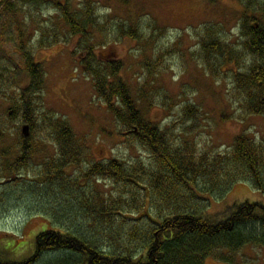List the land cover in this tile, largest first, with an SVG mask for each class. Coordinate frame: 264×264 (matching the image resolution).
Wrapping results in <instances>:
<instances>
[{"label": "rangeland", "instance_id": "rangeland-1", "mask_svg": "<svg viewBox=\"0 0 264 264\" xmlns=\"http://www.w3.org/2000/svg\"><path fill=\"white\" fill-rule=\"evenodd\" d=\"M86 1L71 3L75 10L82 11ZM91 1L95 2L98 22L107 25V39L95 37V52L101 60L121 61L119 76L139 100L145 117L167 131L174 153L188 155L189 147H193L197 158L204 156L210 164H217L234 153L233 145L239 135L245 134L264 145V117L245 111L235 92L231 71L235 64L217 67L219 70L214 73L202 49L206 25L215 26L221 40L242 49L244 11L250 17L256 15L264 26V0ZM6 2L0 3V65L14 68L15 73L8 77L13 76L11 80L15 81L8 85L0 80V238L13 240L15 246L23 245L21 249L29 242L33 249L31 240L36 233L54 227L76 230L103 243L109 227L99 225L89 214L83 203L86 197L82 195L91 196L89 191H94L119 196L123 192L121 183L102 178L87 181L82 176L78 181L80 187L67 191L58 181H46L48 163L59 156L60 150L46 120L40 121L42 114L49 111L47 115L55 114L67 121L83 146L82 163L65 170L70 181L96 161L117 159L126 166L142 162L154 169L155 160L142 145L121 134L123 129L96 96L93 80L82 68L84 54L77 51L79 35L63 39L68 27L54 7L47 3L36 10L34 4H20L21 12L2 17ZM126 24L138 28L144 37L134 40L122 35L119 25ZM52 28L58 30L60 43L39 47L43 29ZM21 34V43L29 45L35 60L43 65L45 87L35 97L40 124L33 133L39 143L30 164L14 169L24 137L23 111L12 109L13 101L19 95L18 88L28 79L19 47ZM188 105L195 108L189 109ZM22 162L19 165L25 166ZM213 176L208 173L198 180L202 190L198 204L208 207V217L219 219L236 204L264 203V191L258 190L253 181L240 179L229 183L224 172ZM211 186L215 189L210 194L207 191ZM116 221L118 226L120 218ZM116 230L109 229V235L116 236ZM121 241L119 237L118 241L113 240L117 245H122ZM14 251L11 257L16 258ZM57 257L59 253H48L43 259ZM206 264H264V248L247 246L233 262L209 258Z\"/></svg>", "mask_w": 264, "mask_h": 264}, {"label": "trees", "instance_id": "trees-1", "mask_svg": "<svg viewBox=\"0 0 264 264\" xmlns=\"http://www.w3.org/2000/svg\"><path fill=\"white\" fill-rule=\"evenodd\" d=\"M5 1L2 17L21 12L22 4H34L36 10L47 3L54 7L68 27V34H64L63 39L68 35L80 37L77 51L84 54L81 65L93 80L96 96L123 129L121 134L142 145L155 160L156 167L150 169L142 162L126 166L117 159L96 161L81 176L68 180L65 170L82 163L83 146L71 125L56 118L54 112L53 116L45 111L40 120L35 97L45 87V71L35 60L30 46L21 43V34L19 47L28 79L23 87L18 88L19 95L16 94L13 101L15 106L12 109L22 108L23 111L24 137L20 157L13 168L30 164L39 143L33 131L40 121L46 120L60 150L59 156L48 163L46 181H58L69 191L70 187H80L78 181L82 176L87 181L102 178L121 183L123 192L119 196L94 194V191H89L91 196L82 195L86 197L83 203L89 214H93L99 225L109 227L107 241L105 238L101 243L76 230L48 227L38 231L31 240L33 249H30L29 242L21 249L23 245L19 244L17 248L19 245L15 246L13 240L0 238V264H206L209 258L233 262L237 253L247 246L264 248V203L236 204L219 219L208 217V207L198 204L202 199L198 180L208 173L214 177L216 172H224L229 183L251 180L258 190L264 191V145L245 134L239 135L233 145L234 153L217 164H210L204 156L197 158L193 147H189L188 155L174 153L167 131L145 117L139 100L133 97L129 85L119 76L121 61L101 60L95 52L96 35L107 39L106 24L99 23L95 16V2L87 0L85 8L80 11L73 8L71 0ZM249 15L244 11L241 21L242 49L221 40L217 28L212 25L203 28L202 49L204 57L208 55L210 60L207 62L214 73L218 72L217 67L235 64V69H231L235 92L245 111L264 117V26L256 15ZM127 25H119L122 35L134 40L144 37L138 28ZM59 40L56 28L43 29L39 47L60 43ZM0 70L6 72L0 73V80L13 84L15 79L12 82L13 76H8L15 73L14 68L0 65ZM188 108L195 107L188 105ZM20 161L25 166L19 165ZM228 167L230 169L226 171ZM211 188L207 191L210 194L215 187ZM118 217L120 223L117 226ZM111 228L119 230H116V236L109 235ZM118 237L122 239V245L113 242L118 241ZM12 250H15L16 258L11 257ZM48 253H59V257L45 261L43 258Z\"/></svg>", "mask_w": 264, "mask_h": 264}]
</instances>
